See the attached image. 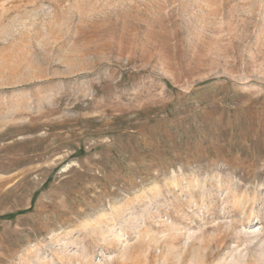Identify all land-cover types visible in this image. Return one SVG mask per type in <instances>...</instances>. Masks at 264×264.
I'll return each instance as SVG.
<instances>
[{"label":"rangeland","instance_id":"rangeland-1","mask_svg":"<svg viewBox=\"0 0 264 264\" xmlns=\"http://www.w3.org/2000/svg\"><path fill=\"white\" fill-rule=\"evenodd\" d=\"M0 264H264V0H0Z\"/></svg>","mask_w":264,"mask_h":264}]
</instances>
